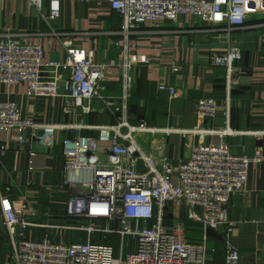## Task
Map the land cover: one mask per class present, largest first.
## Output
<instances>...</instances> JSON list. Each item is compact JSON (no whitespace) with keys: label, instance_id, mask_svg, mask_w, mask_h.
Returning a JSON list of instances; mask_svg holds the SVG:
<instances>
[{"label":"built area","instance_id":"built-area-1","mask_svg":"<svg viewBox=\"0 0 264 264\" xmlns=\"http://www.w3.org/2000/svg\"><path fill=\"white\" fill-rule=\"evenodd\" d=\"M28 1L43 11L45 0ZM105 1L122 19L123 58L119 62L96 63L92 51L79 50L67 39L61 40L66 50L63 65L45 61L40 45L24 44L16 36L0 41L1 84L25 83L30 96L63 97L76 107L98 98L113 108L117 119L115 124L95 126L94 137L78 135L63 141V177L71 190L66 211L70 223L47 226L56 231L52 237L29 239L32 223L25 218L26 200L0 198L11 246L10 264H207L206 232L221 228H225V264H239L240 252L231 241L236 222L230 218L229 205L236 195L247 198L248 170L252 163L261 160L262 149L257 148L253 156L247 157L233 154L226 142L205 143L208 137L229 136L232 131L227 128L160 129L144 120L132 124L129 103L134 82L130 62L136 46L131 38L148 24H177L186 16L212 25L225 24L219 29L226 36L224 52L213 54L212 61L227 70L229 103L232 77L239 71L234 62L242 58L230 35L244 28L250 17L264 14V0ZM49 4V13L43 17L53 21L60 15V0H49ZM62 66L72 70L71 78L62 77ZM111 69L120 76L121 92L116 97L103 94ZM159 89L168 90L172 97L178 94L172 87ZM82 109L86 114L90 112L89 107ZM218 111L215 99H200L196 103L197 115L202 119H214ZM50 128L48 124L23 118L18 102L0 101V142L11 138L23 143L27 131L35 139ZM252 133L260 137L264 130ZM157 134L195 136L199 143L192 148L188 160L175 165L164 153V147L158 146L154 153H148L145 142L138 139L140 135ZM30 156L33 170L36 155ZM170 204L185 206L187 220L203 225V241L189 240L183 221L165 223ZM75 231L85 232L86 237L75 241L71 234ZM96 234L119 235L118 256L110 243L94 242Z\"/></svg>","mask_w":264,"mask_h":264},{"label":"crops","instance_id":"crops-1","mask_svg":"<svg viewBox=\"0 0 264 264\" xmlns=\"http://www.w3.org/2000/svg\"><path fill=\"white\" fill-rule=\"evenodd\" d=\"M60 6L59 17L48 21L43 15L49 13V0H45L42 12L28 0H0V41L16 36L24 44L40 45L45 61L62 65L66 56L63 39L70 40L79 50L92 51L96 63L106 65L122 60V19L107 1L60 0ZM224 27L225 24L212 25L186 16L177 24H148L133 34L131 40L136 49L130 62L134 82L130 122L144 120L160 129L227 128L232 131L229 136L208 137L205 143L223 141L233 154L247 157L253 156L257 148L262 149L261 160L252 163L248 170L247 198L234 196L229 214L236 222L231 241L240 252L239 264H264V135L257 137L252 133L264 130V14L250 17L244 28L230 35L242 58L234 62L239 71L232 77L229 103L227 70L212 61L213 54L224 52L226 36L219 30ZM59 71L63 78L72 76V70L64 66ZM104 86L106 97L120 94L117 70H109ZM160 86L175 88L177 96L160 90ZM27 92L25 83H0V101L18 102L23 118L51 128L35 139L27 131L23 143L11 138L0 142V198L26 200L25 218L32 223L28 238L41 240L56 233L47 226L70 223L66 211L71 190L63 177V141L78 135L94 137L95 126L115 124L117 119L113 108L98 98L76 107L63 97H36ZM207 98L218 103L214 119L197 115L196 103ZM84 107L90 108L88 114L83 112ZM139 138L148 153L164 147V153L175 165L188 160L192 148L199 143L198 137L184 138L179 134H157L149 142L147 136ZM32 153L36 155L33 170ZM176 221L185 223L189 240L203 241V225L187 220L185 206L170 204L165 223ZM206 246L207 264H225V228L208 230ZM10 257L11 246L0 207V264H10Z\"/></svg>","mask_w":264,"mask_h":264},{"label":"rangeland","instance_id":"rangeland-1","mask_svg":"<svg viewBox=\"0 0 264 264\" xmlns=\"http://www.w3.org/2000/svg\"><path fill=\"white\" fill-rule=\"evenodd\" d=\"M151 139V136L150 135H147V141L149 142V140ZM139 141L142 143V140L139 139ZM148 145V144H146ZM116 228H120L119 225H115ZM72 237L74 238L75 241L77 240H80V239H84L86 237V234L85 232H78V231H75V232H72ZM104 236V235H103ZM102 235L100 234H96L93 236V240L95 241V239L97 238H101ZM110 237V236H108ZM96 242V241H95ZM113 247H114V252H115V256H118L119 254V251H120V236L119 235H115L113 236Z\"/></svg>","mask_w":264,"mask_h":264},{"label":"trees","instance_id":"trees-1","mask_svg":"<svg viewBox=\"0 0 264 264\" xmlns=\"http://www.w3.org/2000/svg\"><path fill=\"white\" fill-rule=\"evenodd\" d=\"M187 230V227H186ZM188 231V230H187ZM75 238V237H74ZM188 238V237H187ZM189 239V238H188ZM191 241H193L192 239H190ZM96 243H110L111 245H113V237H108V236H103L101 238H97L95 239ZM94 241V242H95Z\"/></svg>","mask_w":264,"mask_h":264},{"label":"water","instance_id":"water-1","mask_svg":"<svg viewBox=\"0 0 264 264\" xmlns=\"http://www.w3.org/2000/svg\"><path fill=\"white\" fill-rule=\"evenodd\" d=\"M84 103H87V101H84Z\"/></svg>","mask_w":264,"mask_h":264}]
</instances>
